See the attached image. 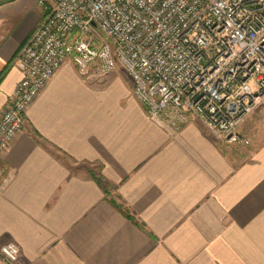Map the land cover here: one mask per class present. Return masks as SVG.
Wrapping results in <instances>:
<instances>
[{
    "label": "crops",
    "instance_id": "crops-1",
    "mask_svg": "<svg viewBox=\"0 0 264 264\" xmlns=\"http://www.w3.org/2000/svg\"><path fill=\"white\" fill-rule=\"evenodd\" d=\"M39 1L0 0V113ZM248 122L247 144L157 125L125 73L85 81L65 62L0 160V247L15 264H264V135Z\"/></svg>",
    "mask_w": 264,
    "mask_h": 264
},
{
    "label": "built area",
    "instance_id": "built-area-1",
    "mask_svg": "<svg viewBox=\"0 0 264 264\" xmlns=\"http://www.w3.org/2000/svg\"><path fill=\"white\" fill-rule=\"evenodd\" d=\"M39 6L46 14L15 57L22 79L0 113V160L65 62L98 83L121 68L157 125L176 130L196 120L219 141L244 142L237 128L264 100V0H53L50 7L41 0ZM19 253L13 243L0 247L6 264Z\"/></svg>",
    "mask_w": 264,
    "mask_h": 264
},
{
    "label": "rangeland",
    "instance_id": "rangeland-1",
    "mask_svg": "<svg viewBox=\"0 0 264 264\" xmlns=\"http://www.w3.org/2000/svg\"><path fill=\"white\" fill-rule=\"evenodd\" d=\"M110 42H112L110 40ZM122 73H125L121 68L120 69H117L116 72H121ZM110 76V75H109ZM108 76V77H109ZM107 78V77H106ZM105 78V79H106ZM132 97H133V94H132ZM134 98V97H133ZM135 99V98H134ZM136 101V100H135ZM137 102V101H136ZM138 103V102H137ZM139 104V103H138ZM140 105V104H139ZM250 118H252V123H249L247 124L248 127H250L251 131L254 133L256 132L257 134H261V135H264V100L257 106V108L248 116L246 117L242 123L246 122L247 120L250 121ZM193 121V120H190V122ZM166 122V121H164ZM254 122V124H253ZM241 123V124H242ZM256 123V124H255ZM165 124V123H164ZM255 125V126H254ZM165 126H167V123L165 124ZM168 127V126H167ZM182 126H180L178 129H180ZM169 128V127H168ZM174 129V128H173ZM176 129V130H178ZM238 129V128H237ZM238 132V130H237ZM225 142V141H224ZM244 142H247V141H244ZM246 144V143H245ZM1 261H2V258L0 257ZM3 262V261H2ZM4 263V262H3ZM6 264V263H4Z\"/></svg>",
    "mask_w": 264,
    "mask_h": 264
},
{
    "label": "trees",
    "instance_id": "trees-1",
    "mask_svg": "<svg viewBox=\"0 0 264 264\" xmlns=\"http://www.w3.org/2000/svg\"><path fill=\"white\" fill-rule=\"evenodd\" d=\"M91 176L93 177V179H94L95 181H97V183H98L101 187H103V189H104V191H105V194H106V193H107V192H106V191H107V190H106L107 186L103 185V183H102L98 178H96V177L94 176V174H92ZM111 204H112L116 209H118L119 211H121V212L125 215V217H127L128 219H132V218L130 217V215L127 214V212L122 211V208L119 207L118 205H116L114 202H111Z\"/></svg>",
    "mask_w": 264,
    "mask_h": 264
}]
</instances>
